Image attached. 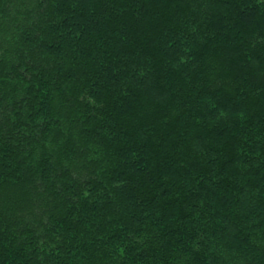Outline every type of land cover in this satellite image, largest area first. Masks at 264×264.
Returning a JSON list of instances; mask_svg holds the SVG:
<instances>
[{"label": "trees", "instance_id": "trees-1", "mask_svg": "<svg viewBox=\"0 0 264 264\" xmlns=\"http://www.w3.org/2000/svg\"><path fill=\"white\" fill-rule=\"evenodd\" d=\"M0 264H264V0H0Z\"/></svg>", "mask_w": 264, "mask_h": 264}]
</instances>
